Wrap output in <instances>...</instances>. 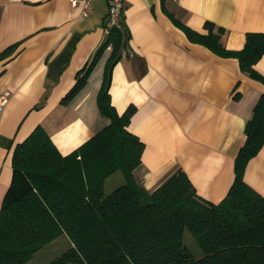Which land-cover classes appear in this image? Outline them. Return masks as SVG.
Segmentation results:
<instances>
[{"label": "crops", "instance_id": "0c3cea01", "mask_svg": "<svg viewBox=\"0 0 264 264\" xmlns=\"http://www.w3.org/2000/svg\"><path fill=\"white\" fill-rule=\"evenodd\" d=\"M106 18V0L86 16L69 0H0V53L16 44L0 55V93L9 92L0 114V206L13 147L35 126L67 154L109 122L97 94L110 46L84 88L60 102L104 42ZM174 19L200 32L211 21L224 28L225 48L239 50L247 32H264V0H124L129 40L109 94L118 113L135 107L127 129L144 148L134 176L153 190L180 169L199 196L217 203L233 182L245 125L264 87L240 70L237 58L191 42ZM254 68L264 74V54ZM243 180L264 196V145L247 161Z\"/></svg>", "mask_w": 264, "mask_h": 264}, {"label": "trees", "instance_id": "16d2710c", "mask_svg": "<svg viewBox=\"0 0 264 264\" xmlns=\"http://www.w3.org/2000/svg\"><path fill=\"white\" fill-rule=\"evenodd\" d=\"M174 22L191 42L237 58L240 70L264 87V74L254 68L264 54V32H247L244 46L229 50L222 42L223 27L205 21L200 32ZM106 34L60 102H70L84 88L110 46L97 94L109 122L67 154L41 125L14 145L11 179L0 206V264H24L61 234L70 246L47 264H264V196L243 180L247 161L264 145V92L245 125V142L223 199L214 203L199 196L180 169L147 190L133 173L144 148L127 129L135 107L118 113L109 94L113 67L128 46L123 14L119 26H110ZM117 171L123 182L105 193V179ZM185 232L201 255L185 243Z\"/></svg>", "mask_w": 264, "mask_h": 264}, {"label": "rangeland", "instance_id": "374dc122", "mask_svg": "<svg viewBox=\"0 0 264 264\" xmlns=\"http://www.w3.org/2000/svg\"><path fill=\"white\" fill-rule=\"evenodd\" d=\"M122 182H123V178L120 172L119 171L115 172L114 174H112L111 176L105 179L104 182L105 193L111 192L116 186H118ZM184 241L188 245V247L192 250L195 256H199L202 254L200 247L198 246L195 239L190 235V233L185 232ZM69 246H70V241L68 237L65 234H61L52 241L42 246L40 249H38L32 255V257L24 264H47L55 257L59 256L62 252L67 250ZM68 264H80V263L69 262Z\"/></svg>", "mask_w": 264, "mask_h": 264}, {"label": "built area", "instance_id": "2783aa9c", "mask_svg": "<svg viewBox=\"0 0 264 264\" xmlns=\"http://www.w3.org/2000/svg\"><path fill=\"white\" fill-rule=\"evenodd\" d=\"M97 0H69V4L74 9L78 10L83 16L88 15L92 11V6ZM107 4V18L105 31L112 25L119 26L123 10H124V0H106ZM9 92L5 91L0 93V114L3 110L4 105L7 102Z\"/></svg>", "mask_w": 264, "mask_h": 264}]
</instances>
